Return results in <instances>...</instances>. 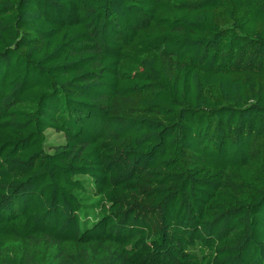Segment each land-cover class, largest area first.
I'll return each instance as SVG.
<instances>
[{"label": "trees", "instance_id": "obj_1", "mask_svg": "<svg viewBox=\"0 0 264 264\" xmlns=\"http://www.w3.org/2000/svg\"><path fill=\"white\" fill-rule=\"evenodd\" d=\"M0 264H264V0H0Z\"/></svg>", "mask_w": 264, "mask_h": 264}, {"label": "rangeland", "instance_id": "obj_2", "mask_svg": "<svg viewBox=\"0 0 264 264\" xmlns=\"http://www.w3.org/2000/svg\"><path fill=\"white\" fill-rule=\"evenodd\" d=\"M48 141L55 144H62L64 142L63 136L55 132H48Z\"/></svg>", "mask_w": 264, "mask_h": 264}]
</instances>
